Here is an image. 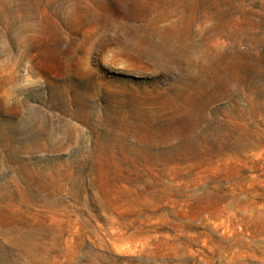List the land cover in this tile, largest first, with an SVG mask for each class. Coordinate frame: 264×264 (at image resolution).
<instances>
[{"label": "rangeland", "instance_id": "1", "mask_svg": "<svg viewBox=\"0 0 264 264\" xmlns=\"http://www.w3.org/2000/svg\"><path fill=\"white\" fill-rule=\"evenodd\" d=\"M263 69L264 0H0V264H264Z\"/></svg>", "mask_w": 264, "mask_h": 264}, {"label": "bare ground", "instance_id": "2", "mask_svg": "<svg viewBox=\"0 0 264 264\" xmlns=\"http://www.w3.org/2000/svg\"><path fill=\"white\" fill-rule=\"evenodd\" d=\"M240 47L241 43H238L233 47L230 53L215 57L214 64L223 65L224 72L222 73L217 66L214 68V75L215 80L223 79L227 82L226 84L228 86L234 84L232 82H238L243 84L246 88L249 86V83L245 75V68L249 65L255 68V65H253V63L248 64V59L251 57H249L248 52L241 51ZM252 60L255 61V57H253Z\"/></svg>", "mask_w": 264, "mask_h": 264}]
</instances>
